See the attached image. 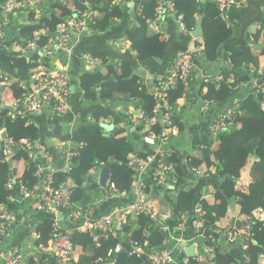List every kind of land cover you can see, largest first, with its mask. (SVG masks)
<instances>
[{"label":"trees","instance_id":"1","mask_svg":"<svg viewBox=\"0 0 264 264\" xmlns=\"http://www.w3.org/2000/svg\"><path fill=\"white\" fill-rule=\"evenodd\" d=\"M113 1L115 0H66L67 5L57 1L52 13L38 17L35 13L28 12L30 23L20 28V41L17 43L25 46L26 42L31 40L37 32L41 33L47 29L54 32L60 23L72 15V6L79 9H87L88 5L97 10L102 8L95 30L98 33H104L115 19L123 18L125 14L122 7L113 5ZM121 1L130 2L129 0ZM172 2L176 8L175 16L184 17V23L190 32L196 28L197 16H203L205 47L203 54L206 60L218 61L224 49V56L232 61L231 65L234 67L232 71L226 69L221 73L222 81L219 83L214 81L213 84L208 85L209 89L204 99L208 102L223 104L239 96L240 91L246 86L255 83L256 88L246 93L247 96L238 103L236 128L219 137L218 149L212 150V145L208 143L205 149H201L202 155L195 151L192 155H186L184 159H180L176 153H169V156L165 158L164 162L174 167L172 177L179 182L187 177L194 178V182L197 181L187 186L185 192H181L176 197L178 209H176L174 223L171 225L175 227L181 218H186L189 220L187 222L188 233H195V229L191 227H193L195 210L199 208L205 213L202 218L204 225L198 229L196 234L207 238L214 232L217 224L232 211L235 216L244 218L243 222L250 227V236L255 244H250L247 250L242 249L240 259L223 253L217 246L212 256V264H259L260 257L264 255V229L261 222L256 220L255 212L259 209L264 210V107L262 105L264 85H258L264 77V68H261L260 62L261 57L264 58V27L263 29L256 27L252 37H248L247 43L234 46L230 41L238 36L240 9L233 7L228 14V20L223 21L217 7V0H204V2L201 0H172ZM135 6L132 16L138 25L129 31V35L135 42L137 60L139 62L163 60L167 54L168 45L159 41L147 23L148 20L155 18L158 0H137ZM46 39L42 37L41 43H44ZM14 43V39L9 41L10 46ZM0 64L8 65L13 72V77L22 82L30 81L31 74L36 67L34 58L28 60L11 51L0 53ZM232 75L234 76L233 82L230 81ZM141 81L128 63L121 69L110 66L99 73H83L78 82L86 101H99L105 106L114 105L117 102H130V104H136L138 109L145 111L146 118L149 119L155 107L154 98L151 90H148ZM72 85L76 86V82L72 81ZM202 87L204 88L205 85ZM11 92L15 98H20L23 94L18 83L12 86ZM183 95V83L170 91V100L175 109L178 108L177 102ZM125 112L122 113V119H119L116 125L124 123V128H115L110 124L109 126L114 129L107 131L101 127L84 123L72 136V142L78 155L70 163L69 174L65 178H59L57 182L61 183L67 179L73 181V204L86 199L87 191H90L92 195L98 192L99 183L96 180L92 181V178L96 179L93 174L101 163L111 166L109 184H114L117 194L126 198L125 203L130 204L135 201L133 190L139 175L136 170L128 166V162L136 157L147 158L152 154L136 150L135 143L143 140V133L129 129L131 127L126 120ZM9 113V108H0V204L7 205L16 216L17 224L13 227L15 229L22 217L16 214V203L10 202L9 197L17 196L18 189H9L8 181L11 176H17L18 163L23 162L26 170L22 177L27 186L32 188L37 183L34 175L35 163L29 161L25 150L17 153L14 164L3 162L1 154L4 139L1 136L6 133L9 139L19 142L26 139L33 144L39 141L40 126L36 125L33 117L26 116L23 119L13 120ZM93 117L100 120L109 115L106 117L102 111H97ZM81 120L86 122V117L82 116ZM174 122L181 133L186 132L187 128L180 117L176 115ZM153 129L157 133L161 132L159 127ZM202 143L205 144L207 141ZM202 143L201 145H204ZM58 154L62 157L60 153ZM251 158L256 159L251 171L252 182H249L248 192H242L237 185L242 171ZM192 168L199 169L204 176L210 170L215 169L216 171L208 178H199L190 172ZM87 184L88 189L85 188ZM209 186H214L215 190L210 199L206 197ZM160 189L166 193L169 191L166 186ZM160 203L167 209L174 206L164 198H161ZM107 204L102 206L104 209L95 212V217L109 210ZM162 214H166V211ZM166 220H169V217ZM56 223L55 217L46 215V218L37 225L34 233L40 236L38 245H48ZM158 226L159 224L154 222L148 214L129 215L127 222L120 226L116 235L107 239L101 238L99 234L82 232L77 227L73 229L71 240L74 249L79 250L78 264H145L146 261L138 254H132L130 243L137 242L139 246L147 250L166 248L164 242L167 236ZM118 242L121 243L122 248L119 252H115L114 249ZM189 264H197L195 257H189Z\"/></svg>","mask_w":264,"mask_h":264},{"label":"built area","instance_id":"2","mask_svg":"<svg viewBox=\"0 0 264 264\" xmlns=\"http://www.w3.org/2000/svg\"><path fill=\"white\" fill-rule=\"evenodd\" d=\"M43 1H0V52L7 53V51L10 52L11 50L12 46L9 45V41L7 40L6 25L12 16L28 12L34 13V11H38L37 8L42 5ZM252 1L254 0H218L217 7L221 19L227 21L228 14L233 7H244ZM64 5L66 4L64 3ZM175 10L176 8L172 0H158L155 18L148 20L147 23L155 33L159 34L162 24L173 16L178 20L180 29L188 33L189 29L184 23V17L182 15L175 16ZM100 15V10L90 7H87V9L74 8L72 15L60 23L54 32H51L49 29L41 33L37 32L31 40L26 42L25 46H21L20 51L25 53L38 50V53L32 57L35 59L36 64L31 74L32 84L30 81L22 82L14 80L0 71V91H3V102L10 109L9 116L13 120L17 118L23 119L26 116L35 117L45 107H49L53 115L58 117L70 115L75 95L69 65L64 62L59 66H55L54 61L60 55H63L64 61L70 60L75 48V41L82 36L94 35L96 32L95 26ZM38 17H41V15H38ZM257 27L260 28L259 26ZM42 37L47 38L44 43H41ZM115 45L120 48L126 46V44L118 43H115ZM201 49H188L180 52L175 64L163 76L156 79L153 95L155 107L152 117L147 119L145 111L134 108L135 104H132L133 107H129L125 112L129 126L134 131L141 129L143 142L156 148L155 152L147 158L136 157L131 159L128 162V166L136 170L139 176L152 169L154 182L160 187H171L177 181L175 177L171 176L174 167L164 162L169 154H166L162 150V145L170 144L173 139L178 138L181 134L174 122V117L178 115L180 108L175 109L171 104L170 91L183 83L184 93H188L190 79L195 74V61L201 54ZM84 59L87 63V70L85 72L88 73H94L92 69H95L96 65H104L99 59L91 55H86ZM228 62L232 64L231 60H228ZM222 79L221 75L214 79L205 77L203 79V85H205L204 92L208 91V85L213 84L214 81L219 83ZM230 81H234L233 75L230 77ZM15 83H18L23 91L20 98H15L11 92V88ZM252 86V89L256 88L255 83ZM7 91L11 93L10 97L13 98L10 104L4 97ZM262 105L264 106V101ZM20 107L25 109L24 113L18 111ZM237 109L238 106H235L233 109H228L216 116V120L209 128L211 138L218 139L222 134L236 127ZM109 125L110 123H106V126ZM117 127L124 128V123L118 124ZM154 127H159L161 132L157 133L154 131ZM3 142L2 161L14 164L17 153L25 150L29 161L35 163L34 175L37 178V183L32 188H29L23 177L13 175L8 181V188L11 190L18 189V195L9 197L10 202H16L17 198H36L38 201L37 209L48 215H52L56 219L59 215L63 216L72 212L66 217L75 223L80 222L81 226L78 228L80 231L99 234L104 239L115 236L120 226L127 222L129 215L139 216L148 214L154 222L159 224L158 227L161 231L166 234L167 239L164 242L166 248L147 250L139 246L137 242H131L132 254H138L140 258L146 261L145 264H189V256L185 254L186 256L179 259L175 254L176 252L184 254L185 249L193 245L192 243L187 245L189 241L185 238L188 232L185 223L187 219L181 218L175 228L170 227L166 223L168 215L162 216V219L159 217L158 213L154 210L153 202L150 200L143 186L137 184L134 187L133 195L135 196V201L133 203L121 206L102 218L96 219V209L93 207L87 206L85 209H72L74 183L71 179H67L61 183L57 182L56 172L51 165L53 161L52 155L44 151L36 143L32 144L26 139L19 142L6 137ZM56 150L68 163H71L74 157L78 155L76 149L71 148L66 141L61 142L56 147ZM104 167L105 165L101 163L96 167L95 171L101 172ZM190 172L199 178H208L213 174L214 170H210L206 176L197 168H192ZM237 186L242 192H248L249 190V184H245L244 181H240ZM214 191V186H209L207 190L208 196L213 194ZM103 193L104 201L113 197H120L114 184L104 189ZM204 215L205 213L201 209L195 210V218L192 223L195 232L203 227L204 221L202 218ZM255 218L261 222L264 229V210H257ZM243 221L244 218L238 216L234 219V223L229 224L225 229L217 224L213 233L209 234L207 238L203 236L204 241L200 247L202 251H199V255L195 257L197 264H212V256L215 254L219 239L223 235L230 244L239 245L243 250H247L250 244H255V241L250 236V227ZM16 224L17 218L14 213L6 205L0 204V251L4 238L7 236V233L12 231ZM72 232V230H63L58 227V224H55L47 246L37 244L40 239L39 234H37L35 236L36 253L32 255L27 264H78L74 260L75 249L71 240ZM195 243L199 244L198 241ZM145 246L147 247L146 243ZM121 248V243L118 242L114 251L119 252ZM197 249L199 250V246ZM202 253L204 257L200 256ZM2 261L3 264H24L25 256L18 248L11 247L8 252L2 253ZM259 264H264V255L260 257Z\"/></svg>","mask_w":264,"mask_h":264},{"label":"crops","instance_id":"3","mask_svg":"<svg viewBox=\"0 0 264 264\" xmlns=\"http://www.w3.org/2000/svg\"><path fill=\"white\" fill-rule=\"evenodd\" d=\"M57 1L60 3H65L67 5L66 0H44L42 5H40L34 13L38 15H46L52 13ZM128 1H121L115 0L113 1V5L122 7L124 10V17L117 18L114 20V23L104 32L98 33L97 31L94 35H86L78 38L74 45L73 55L70 60H65L63 55H60L56 61H54L55 66L61 65V63H67L69 65V70L71 73L72 81L76 82V86L74 87L75 92V99L72 102V111L70 115L65 117H58L53 115L51 109L49 107H45L38 115H36L34 122L36 125L40 126V135L39 141L36 142L44 151L48 152L50 155L53 156V161L51 163L52 168L56 172V180L58 181L59 178H65L69 174L70 163L66 162L64 158H62L57 150L56 147L63 141H67L71 148L75 149V146L72 142L73 135L78 131L79 126L77 124V119L82 116L89 118L93 117L94 113L97 111H102L107 118H101L100 121L103 123H110L115 128H118L117 122L119 119H122V113H124L129 107H133L130 102L122 103L117 102L114 105L105 106L104 104L100 103L99 101L96 102H89L84 99L83 91L79 86V78L83 73H86L87 70V63L84 59L86 55H91L94 58L99 59L104 65H96L92 69L94 73H99L103 71L106 67H114L115 69H121L125 67L128 63L134 69L136 75L141 78V82L144 86L151 90V95H154L155 90V82L156 79L160 76H163L176 62L178 55L182 51L186 50H197L202 48L201 54L195 61V74L190 79V87L188 93H184L183 98H180L177 102L178 108L180 111L178 113V117H180L181 121L185 123V127L187 128L185 133H181L178 138L172 140L170 144L162 145V150L166 153H176L179 155L180 159H184L186 155H192L195 151L197 154L202 155L201 149L206 148V144L208 143L212 145V150H216L219 148L218 139H213L209 135V128L215 119V117L228 109H233L235 106H238V103L242 101L247 95L246 93L251 92L253 88L252 85L246 86L244 90L240 91L239 96H235L234 98L229 99L227 102L223 104H219L216 102L209 101L205 102L204 95L207 92H204L202 87L203 79L205 77L216 78L224 70H233V65L229 64L227 58L224 56V49L222 56L216 62H209L206 60L203 51L204 47V38L194 39L192 36V32H183L180 29V25L178 20L171 16L165 23L162 24L161 31L157 35V38L160 42L166 43L168 45L167 54L163 60H151L148 62H139L137 60V53L135 50V45L133 40L129 35V31L138 25L135 18L132 16L133 11L135 10V1L137 0H129ZM204 2V0H201ZM218 1V0H217ZM134 4L132 8L130 5ZM87 5V4H86ZM88 7L92 8L88 5ZM72 10L76 7H71ZM240 9V20H239V30L238 36L233 38L230 43L234 46L245 44L248 42V37L256 31V27L259 26L263 29L264 27V0H254L249 5L244 7H237ZM100 11L103 10L102 8H98ZM203 18L202 15L197 16V22L199 19ZM29 14L23 13L19 15H14L10 19L9 23L6 25L7 29V40L11 41L14 39L15 43L11 47V52L19 55L24 56L25 52H21L20 48L22 45L18 44L17 41H20V28L24 25L29 24ZM202 30H203V19H202ZM204 33V32H203ZM252 39V38H251ZM115 43L118 44H126L124 48L117 47ZM1 53V52H0ZM25 57V56H24ZM32 59V58H31ZM261 68H264V58L261 57ZM0 64V71L5 73V75L9 76L10 78L15 79L13 77V72L10 70L9 66ZM222 76V75H221ZM30 83L32 84V79H30ZM209 89V88H208ZM11 93L9 91L5 92L4 97L7 99L8 103H12L13 98L10 97ZM171 101V100H170ZM136 103V100H135ZM155 103V102H154ZM172 104V103H171ZM136 107V104L134 105ZM141 110V109H140ZM95 118V117H94ZM113 127V129H114ZM131 131L134 129L129 128ZM129 129H126L129 131ZM207 141V143H202ZM204 144V145H201ZM135 148L138 152H145L149 154H153L155 152V147L149 146L143 142V140L135 143ZM199 148V149H198ZM198 149V150H196ZM256 159L251 158L247 165L245 166L244 170L242 171L240 181H251V171L253 169V165L255 164ZM17 176L22 177L26 170V165L23 162H19L17 166ZM154 171V170H153ZM214 171H216L214 169ZM99 171L94 172V176L96 179L92 178V181L96 180L99 183L100 177ZM214 173V172H213ZM152 169L148 170L142 176H138L136 183L143 186L146 190L147 195L149 196L150 200L153 202V207L155 212L158 213L159 217L162 219V216L168 215L169 220L168 225L172 228H175L174 223L175 216H176V197L179 196L181 192H185V189L190 184H195L197 181L194 182V178L177 180L176 184L171 187H168L169 191H161L160 186H157L154 182L152 177ZM239 181V183H240ZM248 182V184H249ZM85 188L88 189V184L85 185ZM207 198H212V194L208 196V192L206 194ZM161 198L167 199L173 206V208H166L165 205H161L160 200ZM179 198V197H178ZM104 193L95 192L93 195L90 194V191H87L86 199L82 202H75L73 204L72 209H85V207L90 206L94 209L100 210L104 209L102 206L105 203L107 204V208L109 209L103 215L96 217V219L102 218L104 215L112 212L115 209H118L120 206L124 205L126 202V198L124 196L120 197H113L110 198L108 201H104ZM15 209L17 210L16 214L21 216L22 218L19 219L18 226L7 233V236L4 238V241L1 245L0 251V264H3L2 261V253L8 252L11 247H16L24 253L25 262L24 264L29 263L33 254L36 253V243H35V236L37 235L34 233L36 227L40 222L46 218V213L39 211L38 201L36 198H17ZM166 211V214H162ZM178 211V210H177ZM162 212V213H161ZM72 212H69L70 214ZM234 212L230 211L227 217L218 223L224 229L229 225L234 223V219L237 217ZM61 215V218L58 220L56 219L58 227L65 230H72L77 229L80 222H73L67 219V215ZM231 214V215H230ZM189 220H186V225ZM191 227V226H189ZM193 228V227H191ZM188 229V228H187ZM194 229V228H193ZM196 232L193 234L185 235V238L189 243L193 245H198L199 250L203 243V236H197ZM195 238L196 241H195ZM195 243V242H197ZM197 246V248H198ZM218 247L221 248L223 253H228L235 258L240 259L242 257V248L237 245L230 244L224 235L222 238L219 239ZM187 249V248H186ZM185 249V250H186ZM177 258L182 259L185 254L179 252L175 253ZM202 257V255H200ZM79 257V250H75V263H78Z\"/></svg>","mask_w":264,"mask_h":264},{"label":"water","instance_id":"4","mask_svg":"<svg viewBox=\"0 0 264 264\" xmlns=\"http://www.w3.org/2000/svg\"><path fill=\"white\" fill-rule=\"evenodd\" d=\"M134 4H131L130 5V8L133 7ZM202 19L200 17L199 21L197 22V25H196V28L193 30L192 32V36L194 39H198V38H204V33H203V30H202ZM36 53H38V50H35L33 52H28V53H25V57L30 60L33 55H35ZM258 85L260 86H263L264 85V77L259 81ZM2 94H3V91H0V108L3 109L5 107L3 101H2ZM18 111H21V112H25V109L24 108H19ZM113 127L111 126H106V130L107 131H110L112 130ZM137 131H140L142 132L141 129H138ZM7 136L6 133H3L1 138L2 139H5V137ZM110 177H111V166H105L102 170H101V173H100V177H99V186H100V189L98 190V192H100L101 190H104V189H107L108 186L110 185ZM249 181H245V184H248ZM61 218V215H59L57 217V219L59 220ZM185 253L187 254V256L189 257H196L199 255V251L197 249V245H192L191 247H188L186 250H185Z\"/></svg>","mask_w":264,"mask_h":264},{"label":"rangeland","instance_id":"5","mask_svg":"<svg viewBox=\"0 0 264 264\" xmlns=\"http://www.w3.org/2000/svg\"><path fill=\"white\" fill-rule=\"evenodd\" d=\"M216 120V117H215V119L213 120V122H212V124L214 123V121ZM84 123H87V125H92V126H96V127H101V128H103V129H105L106 130V124L105 123H103V122H101L100 120H97L96 118H94V117H89V118H86V122H83V120H81V118L79 117L78 119H77V124H78V127L79 126H83L84 125ZM211 124V125H212ZM211 127V126H210ZM80 128V127H79ZM236 128V127H235ZM235 128H233V129H235ZM233 129H231L230 131H228V132H231ZM209 133V132H208ZM227 133V132H226ZM219 139V138H218ZM12 177V176H11ZM108 201V200H107ZM124 205H127V203H125ZM124 205H122V206H124ZM121 207V206H120ZM109 214V213H108ZM107 215V214H106ZM95 216H96V214H95ZM105 216V215H104ZM96 218V217H95ZM65 230H67V229H65Z\"/></svg>","mask_w":264,"mask_h":264},{"label":"clouds","instance_id":"6","mask_svg":"<svg viewBox=\"0 0 264 264\" xmlns=\"http://www.w3.org/2000/svg\"><path fill=\"white\" fill-rule=\"evenodd\" d=\"M73 91H74V87H73ZM75 93V92H74ZM2 101H3V94H2ZM4 103V102H3ZM4 105H5V103H4ZM5 107H7L6 105H5ZM264 107V106H263ZM8 108V107H7ZM21 112V111H20ZM23 113V112H22ZM19 199V198H18ZM7 206V205H6ZM237 246H239V245H237ZM241 247V246H240ZM242 248V247H241Z\"/></svg>","mask_w":264,"mask_h":264}]
</instances>
